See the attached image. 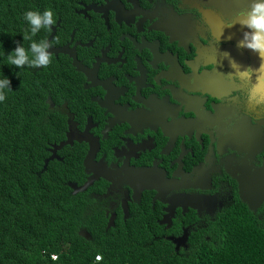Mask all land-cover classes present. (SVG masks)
<instances>
[{
	"label": "flooded vegetation",
	"instance_id": "flooded-vegetation-1",
	"mask_svg": "<svg viewBox=\"0 0 264 264\" xmlns=\"http://www.w3.org/2000/svg\"><path fill=\"white\" fill-rule=\"evenodd\" d=\"M53 1L40 8L61 50L50 64L69 77L56 109L67 129L107 144L120 168L94 191L106 222L146 215L159 241L185 230L211 240L241 204L264 217V0ZM242 193L257 196L255 210ZM189 247L180 240L175 251Z\"/></svg>",
	"mask_w": 264,
	"mask_h": 264
},
{
	"label": "trees",
	"instance_id": "trees-1",
	"mask_svg": "<svg viewBox=\"0 0 264 264\" xmlns=\"http://www.w3.org/2000/svg\"><path fill=\"white\" fill-rule=\"evenodd\" d=\"M49 1L34 0L36 9L50 6ZM30 8L31 0H0V54L9 53L5 40L8 26L24 19ZM22 90L30 97L0 95V264H264V222L259 224L243 204L218 219L213 237L223 248L204 241L178 254L169 241L153 240L145 217L106 232L102 215L95 229L86 219V194L73 195L61 183L57 185L62 190L54 187L39 193L36 177L44 176L54 183L57 162L51 161L41 172L50 153L47 145L34 137L36 108L45 101L48 88L30 82L13 88L12 93ZM82 174L81 166L75 174L69 165L60 179L80 181ZM26 194L37 200L34 221L25 211ZM84 219L91 239L75 235ZM97 254L102 256L99 261Z\"/></svg>",
	"mask_w": 264,
	"mask_h": 264
},
{
	"label": "clouds",
	"instance_id": "clouds-1",
	"mask_svg": "<svg viewBox=\"0 0 264 264\" xmlns=\"http://www.w3.org/2000/svg\"><path fill=\"white\" fill-rule=\"evenodd\" d=\"M50 3L56 5L57 7L60 4L53 0L48 2V4ZM42 10L43 9L40 8L36 9L34 0H31V8L25 11L24 19L15 20L7 28L5 40L9 53L0 54V95H5L7 97L17 94L22 98L30 97L27 90H22L19 93H12V89L21 84L28 85L33 75L43 77V80L46 83V86L44 87L48 88L49 98L48 102L42 101L36 108V126L34 127V137H36L41 144L47 145V149L50 154L45 158L44 166L41 172L47 168L51 161L56 160L57 162L53 173L54 183L44 176H37L38 186L36 189L40 188L39 193L41 194L48 188L55 187V189L57 188L58 190H62V188L57 185L58 183H61L64 184V186H68L71 189V194L73 195H77L79 193L86 194L88 198L86 219L92 223V226L94 225L95 229L96 220L99 216L102 215L105 220H107V218L104 217L105 210L103 209L105 196L97 195L94 191L95 189H99L103 192L104 186L114 178L113 172L120 170V168L112 169L118 162L114 161L110 163V161L114 159V156L111 148L107 144L103 143L100 145L96 137L88 133L87 130L81 132L80 130H82V127H80L79 130L78 128H75L76 125H71L70 128L67 129V123L64 115H62L61 111L56 109L57 94H59L62 87L68 83L69 77L67 73L68 70L64 71L61 67H54L50 64V56L56 53L59 54L61 50L52 46V37L49 38L44 32V26L42 23L43 17L40 15ZM49 10L51 11V9ZM58 12L61 15V12L57 10V13ZM52 23L53 18H45V26ZM40 31H42V33H39ZM68 137H70V143L58 147L62 142L67 141ZM84 140L86 142H83ZM73 141H75L74 145H72ZM115 152L116 157H121V155H123V153L117 149ZM53 153H56L57 156L52 157ZM69 165L72 167L75 174H79L80 166L82 167L83 174L80 176V181L71 180L69 177H66L65 181H61L60 176L62 171ZM145 170L146 169L138 170L136 172L135 177L137 180L140 179L138 174ZM151 196L152 194L146 195L148 200L151 199ZM122 205L125 211L124 214L127 216L126 201H124ZM24 207L27 216L34 221L37 212L36 198L30 194H26ZM114 216L116 217V215L113 214L110 221L106 222V232L111 230V228L117 229L123 227L120 226L117 221L115 224ZM222 216H220L219 219ZM142 217H145L148 220L146 215L139 218ZM254 218L259 224L264 222V217ZM86 219H84L82 224L76 228L75 235L91 239L93 235L92 232L86 228ZM149 225L151 226L150 222ZM217 225L218 222L213 230H209L211 240H200L198 237H196V239L193 237L184 238L185 233L187 235V231L185 230V233L182 236H170L166 241L172 243V246L176 243L175 249H178L180 240L185 242L186 245V242L189 239L190 247L187 251L191 249L194 243H196L199 247L202 243H204V241L209 242L211 245L223 248V245L219 244L213 237L214 232L217 229ZM151 230L155 233L153 229ZM175 239H177V241H175ZM153 240L158 239H155L153 235ZM175 249L173 248L174 251ZM175 252L178 254L182 253L177 251ZM52 257L56 259L57 255L53 254ZM101 258V254L96 255V261L101 260Z\"/></svg>",
	"mask_w": 264,
	"mask_h": 264
},
{
	"label": "water",
	"instance_id": "water-1",
	"mask_svg": "<svg viewBox=\"0 0 264 264\" xmlns=\"http://www.w3.org/2000/svg\"><path fill=\"white\" fill-rule=\"evenodd\" d=\"M225 1H226V0H225ZM240 1H241V0H240ZM250 1H251V0H242L241 2H246L247 5H249V2H250ZM242 17H243V16H242ZM240 19H242V18H240ZM247 21H248V20H244V24L247 23ZM259 22L263 23V25H264V16L261 17V18L259 19ZM68 143H70V137H68V140L62 142L61 145H59L58 147L64 146L65 144H68ZM58 147H56V148H58ZM54 151H55V150H54ZM56 156H57L56 153H53V154H52V157H56ZM146 170H147V169H146ZM153 170H154V169H153ZM154 172H155L156 174L162 176V173H161V172H159V171H157V170H154ZM143 173H144V171H143V172H140V173L138 174V177L140 178V179H138L139 181H142V180H141V177H142ZM135 180H137L136 177L130 179L131 183H132L133 181H135ZM139 181H138V184H139V186L141 187V183H140ZM145 187H150V188H152L151 186H146V185H145ZM242 199H243L244 202H246V203L249 205V207L252 208L253 210H255V206H254V204L257 203V202L259 201V199L257 198V196H255L253 193H251V194L248 193V195L245 194V193H242ZM184 238H187L186 233H185V235H184ZM175 241H177V239H175Z\"/></svg>",
	"mask_w": 264,
	"mask_h": 264
}]
</instances>
